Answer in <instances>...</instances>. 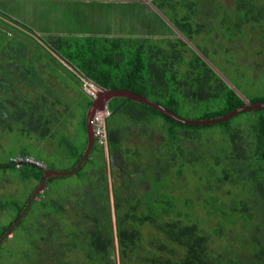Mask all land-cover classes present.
<instances>
[{
	"label": "trees",
	"instance_id": "1",
	"mask_svg": "<svg viewBox=\"0 0 264 264\" xmlns=\"http://www.w3.org/2000/svg\"><path fill=\"white\" fill-rule=\"evenodd\" d=\"M151 1L164 16L170 15L169 22L184 35L183 39L175 34L151 36V26L156 24L149 13L148 22L142 20L143 27H147L142 36H83L71 30L61 35L62 26L56 34H39L6 14L0 5V240L40 185L43 170H53L43 159L32 156L25 142L42 145L53 136L63 135L67 148L72 140L64 134L73 135L81 146L67 148L77 159L72 169L86 154V116L94 99L80 89L82 83L74 73L107 91L126 90L148 98L180 118L185 104L204 109V118L196 121L217 119L245 106L217 68L230 62L218 60L238 51L239 42L252 39L256 33H260L256 53L264 57V0H236L232 5L223 0ZM119 6L131 8L133 13L135 6L149 8L135 0ZM163 24L166 28L161 32L174 33L170 25ZM233 24L240 27L235 32L224 28ZM40 62L86 96L88 103L80 113L69 109L57 90L48 85ZM15 74H19L18 79L12 77ZM250 102H264V98ZM214 105L218 108L210 112ZM108 110L106 129L111 152L121 153L126 172L122 186L115 182L116 232L103 176V149L96 140L90 158L76 173L90 161L99 167L98 172L91 173L94 168H89L88 182L63 196L47 187L49 180L61 176H49L45 189L33 199L12 236L0 242V264H18L17 259L22 264H117L116 248L118 264H264V109L236 116L260 113L247 120L248 132L232 141L228 136L236 117L215 124L224 129L223 153L209 155L207 166L212 171L203 184L185 181L183 165H177L174 156L177 150L184 151L185 145L172 128L160 141L173 156L165 160L167 171L162 173L155 169L161 165L148 161L142 148L128 146L134 133L126 126L122 130L114 128L111 119L119 113L137 123L130 112L141 117V122L149 121L148 112H153L173 126L197 130L214 125L181 124L145 103L125 97L110 100ZM78 121L87 137L84 142L76 129ZM5 136L12 141L7 145L22 143L20 149L5 152L8 157L3 162L1 151L5 145L1 141ZM15 158L40 161L45 169L34 162L16 166ZM131 165L139 171L137 176ZM173 166H177L175 173ZM98 178L101 186L94 187L93 180ZM32 183L35 187L29 189ZM6 186L15 192L5 190ZM139 186H146L141 195L136 192ZM76 190L77 194L67 198ZM214 243L223 247L215 249Z\"/></svg>",
	"mask_w": 264,
	"mask_h": 264
},
{
	"label": "rangeland",
	"instance_id": "2",
	"mask_svg": "<svg viewBox=\"0 0 264 264\" xmlns=\"http://www.w3.org/2000/svg\"><path fill=\"white\" fill-rule=\"evenodd\" d=\"M81 1L0 0V5L3 6L6 14L13 17V19L17 21L22 22L23 24L30 26V29L32 31L37 32L39 34L41 33L39 27L44 28V30H46L44 32H46L47 34H56V31L54 32L53 30L57 29L59 22H63L68 26L71 31L77 32L84 36L90 35L88 33L91 32H94V34L107 33L111 37L128 36L129 34L127 33V31L133 32L132 35L142 36L146 34L147 27H143L142 24H137V20L143 17V20H145V22H148V19L146 20V14L149 13L150 17H153V19L151 18V20L153 21L152 23L156 24L155 26H151V36H155L157 38L174 36V33H170L169 31L168 33H163L160 31V29L166 28L163 24L165 22L150 7L143 8L141 6H135V10L133 13L131 8L122 9L119 6V3H117L120 2L118 0H114L116 1V3H111V7L112 5H116L114 8L101 6L97 1ZM85 1H87V3ZM135 1L143 3V0ZM177 1L181 2L182 0ZM223 1L226 5H232L235 3L236 0ZM40 4L56 6L60 13L56 16H52V8H48L45 9L46 18L41 19L40 14H38L35 9V7ZM122 10L124 12L130 13V16H126L125 18L122 17ZM114 11L116 12L114 13ZM165 16L169 21H171L170 15L166 14ZM259 39L260 33H256L255 36L252 37V39H243L239 42L238 51H234L232 53L229 52L230 55L224 54L225 57L223 56L221 60H218L219 63H223L225 59L230 62L224 64L225 68L224 65H219L217 68L221 70L224 75H226L229 83H231L241 93V95H243L250 101L254 98H264V69H261L264 67V57L256 53L258 51L257 45H259ZM251 40L255 41V43L253 44V41ZM28 51L30 52V54H32V50L30 48H28ZM1 54L3 57L5 55V52L2 50ZM62 64L68 67L64 62H62ZM38 66L43 68V75L48 76L46 78V82L48 83V85H51L57 90L60 97L63 99L62 102H65V105L67 104V107L69 109L74 110L76 113H80L82 111V106L88 103V99L81 92V90L83 89L82 84L80 87L81 90L76 86L71 87L67 80L63 79L61 75L56 74L57 71H52L51 69L45 67L44 64L41 62L38 63ZM18 76L19 74H15L12 77L18 79ZM217 108L218 106L214 105L213 108H210V112H214ZM104 110H106V107L100 112L96 113L93 121H95L96 118L100 119L99 121H102ZM203 110L204 109L202 108L195 109L189 104H185L181 107L179 115L184 119L201 120L204 118ZM130 113L129 114L132 117H135L137 119V123H133V120H131V117L129 115L123 117V115L118 113L113 117V119H111L112 126L114 128H120L121 130L124 126H126L131 133H134L135 137L132 140L129 139L128 146L132 149L140 150L142 148V153L145 158H148V161H151L156 164L159 163L161 165L159 167H156L155 169L161 170L162 173H165L167 171V165H165V160L168 158L173 159L172 154L164 148V143L160 142L163 137H167L166 131L168 130V128H172L175 132V135L180 138H183L182 141L185 145L184 151L181 152L180 150H177L174 155L175 160L177 161L176 164L183 165L182 167L185 170V181L203 184V182L209 178V174L212 170L211 167L207 166V159L209 158L210 154L213 156L216 151L222 152L220 148L223 144V126L214 125L213 127L211 126L205 129L199 128L197 130H194L191 127L173 126L171 124H167L162 116L156 115L153 112H148L149 121L144 120L143 122H141V117L137 116L135 113ZM259 114L260 113H245L239 117H236L231 124L232 131L231 134H229L228 136V141L235 140L237 135H245L249 130V126L246 124L247 120ZM81 127V123L80 121H78L76 123V129L78 130V134L82 135V137L84 138V142L87 137H84V130ZM64 135H66L68 138H71L72 140L67 145L68 147L76 144L78 145V147L81 146V141H79L78 139L75 140V137L72 138L73 135L69 133ZM62 140L63 135H56L50 139H47L46 141H43L42 145L44 146L40 144H34V142H24L26 143L25 146L27 150H30L29 152L32 156L35 154L34 156L43 159L45 164L47 166H50L54 171L67 172L72 169V166L74 165L75 161H77V159L73 151L67 149L68 147L66 148ZM10 142L12 141L9 140L8 136H5L4 140L1 141V145H5V147H3L1 151L3 162L8 157L5 155V152H7L9 149L21 148L22 141H15L11 146L7 145ZM228 153L230 152L228 151ZM231 154L233 157L236 155L234 151H232ZM93 155H95V153ZM16 159L18 158H15L16 166H21L23 162H25V160L31 163L34 162L31 158H19L18 160ZM108 163L109 157L107 155V164ZM34 164L38 167L45 168L44 164L40 161H36L34 162ZM97 164L99 166L102 165L99 162H97ZM89 168H97V165L92 164V162L90 161L85 164V166H83L81 171H79L78 173L67 176L55 177L49 180L47 182V187L49 188V191L60 192L62 196L65 192L71 193L72 190L77 189V187L80 186L82 183L84 185L88 182L89 178H87V173L89 172ZM176 171L177 166H173L172 172L175 173ZM92 172H94V170ZM123 174L124 176H126L125 170H123ZM116 177L117 171L114 170L110 176V181L108 184V193L110 195L113 219L115 218V212L114 201L112 196L114 190L117 188V185L115 184ZM93 183L94 187H96L97 185L101 186V181L99 180V178L96 181L93 180ZM34 187L35 184L32 183L29 189H34ZM5 190L12 192L14 191L11 187L8 186L5 187ZM145 190L146 186H139L136 189V192L141 195L142 193H144ZM77 193L78 192L76 190L75 193H72L67 198H71V196ZM7 221L8 219H6L5 222ZM113 223L115 226L116 222L114 220ZM214 244L215 249H220L223 247V244ZM116 253L117 255L115 257V260L118 264L119 252L116 251ZM17 262H19L18 264H22L18 259Z\"/></svg>",
	"mask_w": 264,
	"mask_h": 264
},
{
	"label": "water",
	"instance_id": "3",
	"mask_svg": "<svg viewBox=\"0 0 264 264\" xmlns=\"http://www.w3.org/2000/svg\"><path fill=\"white\" fill-rule=\"evenodd\" d=\"M146 2L148 3V5L150 7L153 8L154 11H156L161 16L162 19H164V21L168 25H170L174 30H176L174 28V26L163 16V14L154 7V5L151 3L150 0H146ZM178 35L183 38V35H180V34H178ZM80 78H82V77L80 76ZM83 80L87 81L85 79H83ZM228 85L230 86V88H232L239 95V97H241V99L245 102V106L242 108L236 109V110L226 114L223 117H220L217 119L205 120V121H196V120H188V119L180 118L175 113H173L171 110L163 107L162 105L157 104L153 101H150L148 98L142 97V96L135 94L131 91H126V90H109V91H107L105 89H102V88H99L96 86L98 88V91L96 93V97L94 98L93 104L91 105L89 111L87 112V116H86V118H87V120H86L87 137H88L89 143H88V147H87L85 156L83 157V159L81 160L79 165L76 168L71 169L70 171L57 172L54 170H43L44 177H43L40 185L33 191V194L31 196V199L29 200L28 204L26 205V207L24 208L22 213L17 217L13 226L4 234V236L2 237L0 242L3 241V239H8L12 236L13 228L21 221L24 214H26V212L29 208V205L31 204L33 199H35V197L38 194L42 193V191L45 189V181L49 176H67V175L75 174L77 169H79L83 165V163L89 158L90 153L93 150L94 141H95L94 132H93L94 116L96 115V113L103 110L105 108V106L109 103L110 100H112L114 98H118V97H125V98L131 99V100L142 102V103H145L146 105H149L150 107L154 108L155 110L160 111L161 113L165 114L166 116L172 118L173 120H175L181 124L194 125V126L215 125V124L227 122V121L233 119L234 117H236L239 114L244 113V112L260 111V110L264 109V102L251 103L247 98H245L243 95H241V93L231 83H228ZM28 163H31V162H28ZM112 197H113V201H114V194ZM114 217L115 218L113 220L116 222V215ZM115 232H116V223H115Z\"/></svg>",
	"mask_w": 264,
	"mask_h": 264
},
{
	"label": "flooded vegetation",
	"instance_id": "4",
	"mask_svg": "<svg viewBox=\"0 0 264 264\" xmlns=\"http://www.w3.org/2000/svg\"><path fill=\"white\" fill-rule=\"evenodd\" d=\"M143 3L146 5L147 4L146 3V0H143ZM201 21L205 22V18H201ZM225 27L230 32H235L238 28H240V27H238L235 24L230 25V26H224V28ZM174 34H175V37H178V38H182L178 34L183 35V34L177 32L176 30H174ZM94 138H95V136H94ZM96 140L97 139L95 138V141ZM95 141H94V146H95ZM110 146H111V143H110L109 137L107 136V147L106 148H102L103 149V155H104V164L103 163L102 164L105 166V170H104V174H103V176H105V185L108 186L109 181H110V176H111L112 172L114 170H116L117 171V177H116L115 182H119L118 183V186H122L124 184V181H125L123 179L124 178V174H123L124 168L123 167L125 165V162L122 159V155H121L120 152H114V153L111 152V147ZM107 155L109 157V163L108 164H107ZM131 167H132V170L136 173V176H137V174H139V171L136 168H134L132 165H131ZM98 169H99V167L97 166V168H94V169L91 170V173H97L98 172ZM93 170H94V172H92ZM105 173H106V175H105ZM128 176L130 177V179L136 178V176H133V175H128ZM87 192L89 193V196L92 195L90 191H87Z\"/></svg>",
	"mask_w": 264,
	"mask_h": 264
},
{
	"label": "crops",
	"instance_id": "5",
	"mask_svg": "<svg viewBox=\"0 0 264 264\" xmlns=\"http://www.w3.org/2000/svg\"><path fill=\"white\" fill-rule=\"evenodd\" d=\"M82 1H84V0H82ZM89 1L90 2L91 1H97L99 3V5H101V6H107V7H110V8H114L116 6V5H112V7H111V3H116V1H114V0H89ZM118 1H120V2H117V3H120V4H128L131 0H118ZM124 1H126V2H124ZM85 2H87V1H85ZM48 8H52V10H51L52 16H56V15H58L60 13L58 11V9H57L56 6H50V5L40 4V5H38V6L35 7L37 13L40 14L41 19L46 18L45 9H48ZM115 12L116 11H114V13ZM121 16L125 18L126 16H130V13L121 12ZM139 19L141 20V23L140 24L143 25V22H142L143 17H141ZM137 24H139V23H137ZM60 26H62V28H63V32L60 33L61 35H67L70 32V29L68 28V26L66 24H64L63 22H59L58 27H60ZM58 27H57V29H59ZM39 28H40V31L42 30L41 32L46 33V32H44V31H46V30H44V28H42V27H39ZM53 31L55 32L56 30H53ZM76 33L77 32H75L74 34L75 35H81L79 33H77V34ZM132 33L133 32H130L129 31L128 34L129 35H132ZM88 34H90L92 36L102 35V34H94V32H91V33H88ZM103 35H106V34H103ZM85 36H89V35H85Z\"/></svg>",
	"mask_w": 264,
	"mask_h": 264
},
{
	"label": "built area",
	"instance_id": "6",
	"mask_svg": "<svg viewBox=\"0 0 264 264\" xmlns=\"http://www.w3.org/2000/svg\"><path fill=\"white\" fill-rule=\"evenodd\" d=\"M82 83V90L87 94L90 95L91 97L95 98L96 93L98 91V88L87 82L84 81L83 79L81 80ZM110 116V112L108 110V107H106V110H104V115H103V120L99 121L100 119L96 118V120L93 122L94 123V136L97 139L98 144L105 146L107 143V129H106V120ZM18 160V159H17ZM25 162H29L25 160Z\"/></svg>",
	"mask_w": 264,
	"mask_h": 264
},
{
	"label": "clouds",
	"instance_id": "7",
	"mask_svg": "<svg viewBox=\"0 0 264 264\" xmlns=\"http://www.w3.org/2000/svg\"><path fill=\"white\" fill-rule=\"evenodd\" d=\"M151 1V0H150ZM147 3V2H146ZM151 3H152V1H151ZM153 4V3H152ZM148 7H150L149 5H148V3L146 4ZM155 7V6H154ZM152 10H153V8L152 7H150ZM157 9V8H156ZM158 10V9H157ZM154 11V10H153ZM160 18H161V16L156 12V11H154ZM162 14H163V16H164V13L162 12ZM165 17V16H164ZM166 18V17H165ZM162 19V18H161ZM167 19V18H166ZM163 21H164V19H162ZM168 20V19H167ZM169 21V20H168ZM165 22V21H164ZM166 23V22H165ZM167 24V23H166ZM173 29V28H172ZM173 31H174V29H173ZM61 64H62V60L61 59H59V58H56ZM64 65V64H63ZM65 66V65H64ZM66 67V66H65ZM68 68V67H67ZM79 79H80V81L82 80V78H80V76H78L76 73H74ZM94 99V98H93ZM105 107H108V104L105 106ZM107 121V120H106ZM94 122V121H93ZM93 129H94V123H93ZM93 132H94V130H93ZM107 136H108V132H107ZM102 146V145H101ZM107 147V143H106V145L105 146H102V148H106ZM90 155H91V153H90ZM89 158H90V156H89ZM88 158V159H89ZM43 167V166H42ZM45 167V166H44ZM45 169V168H44ZM46 170V169H45ZM116 251H118V248H116Z\"/></svg>",
	"mask_w": 264,
	"mask_h": 264
}]
</instances>
